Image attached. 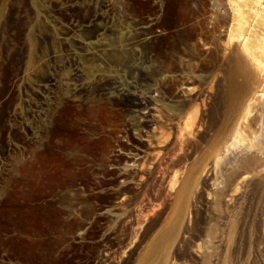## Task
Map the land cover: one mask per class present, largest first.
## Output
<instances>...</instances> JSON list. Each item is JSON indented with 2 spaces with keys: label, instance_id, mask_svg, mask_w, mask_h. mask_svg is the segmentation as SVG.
Listing matches in <instances>:
<instances>
[{
  "label": "rangeland",
  "instance_id": "obj_1",
  "mask_svg": "<svg viewBox=\"0 0 264 264\" xmlns=\"http://www.w3.org/2000/svg\"><path fill=\"white\" fill-rule=\"evenodd\" d=\"M139 27L152 35L127 43ZM260 35L264 0H0V264H264ZM73 60L145 83L147 119L66 82ZM92 106L111 140L71 152L52 110Z\"/></svg>",
  "mask_w": 264,
  "mask_h": 264
},
{
  "label": "bare ground",
  "instance_id": "obj_2",
  "mask_svg": "<svg viewBox=\"0 0 264 264\" xmlns=\"http://www.w3.org/2000/svg\"><path fill=\"white\" fill-rule=\"evenodd\" d=\"M75 19L71 18L68 21H66V23L62 24V26L59 29L60 31H58L57 34L62 36L64 34L77 31L82 26V24L79 21H77V19L76 20ZM96 19H97V13H93L90 15V17L88 18L85 24L91 25L95 23ZM153 22L154 21H152L147 27L149 28V26L153 24ZM96 28L97 29L92 34L94 37H100L101 35L104 34L105 27L103 25L98 26ZM42 30H44L43 27ZM246 30L248 31V33L249 32L250 34L252 33V31L249 28H247ZM151 32H152L151 30H146L143 27H139V30L137 31V33H135L137 35L134 34L135 37H131L130 35V37L127 39V43H137L138 40H143L146 37H148ZM29 36L30 34L27 33V37ZM48 37H49V42H51L49 43L51 47L47 45L45 46V48L49 49L50 51L44 52L43 46L40 45L37 48V50L34 52V54L37 57H43V56L50 57L54 52L57 53V50L59 49L58 41L55 40L54 37H52V35ZM245 39L247 40V38L245 37L242 41H244ZM257 41H258L257 48L259 52V59L264 67V36L261 35L258 36ZM69 53L70 52L66 51V54ZM109 57H110L109 59L113 63V66L114 67L120 66V68H122L121 65H124V63L128 62V59L130 57L144 60L143 54L140 50L139 53L133 52V54L130 55L126 54L124 57H122L121 55L119 56L120 59L119 57L117 58H113V56H109ZM120 61H122L121 62L122 64L119 63ZM71 64L73 65V69H75L73 74L76 75V78L75 80H73V77H71V75H67L65 76L66 82H71L73 85L78 86V88H86L91 83L98 84L101 90H103L109 96H113L116 99H118L121 102V104L124 107H126L128 113L130 114L129 116L133 117L134 119H137L138 121L140 119L142 121L147 119L148 109L152 107L150 106L151 100L149 99V96H147L143 92V90L145 89V83L139 82L138 79L137 80H130L128 78L123 79V77L117 72V69L112 68V66L110 67L107 65H102V66L99 65L98 67H94L93 69L90 62L86 63L81 60H73ZM148 68L149 70H152L150 66ZM52 78L54 77L42 76L39 77L37 81L39 83L43 82L41 84L43 86L45 85L46 81H49ZM189 92L190 89H182L180 91V95L185 97L188 94H191ZM52 113H53V118L56 119L59 124L57 130H55V136H58L67 145L69 151L71 152L81 151L84 153H92L94 155H99L101 154L104 145L111 140V137H109L111 135V130L105 129V127L112 122L114 116L110 113V111H108L105 108H102L100 106L98 107L92 106V107L71 108L70 110H65V109L61 110L58 107H55L53 108ZM81 122H85L98 130L97 135L93 139L88 138L86 133L82 130V128L80 127ZM189 125H190V121L188 120V118H184V120L182 121V127H187ZM120 173L126 174L123 173V171H121Z\"/></svg>",
  "mask_w": 264,
  "mask_h": 264
}]
</instances>
